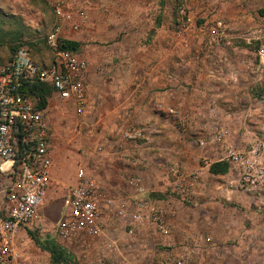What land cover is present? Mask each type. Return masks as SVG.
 Returning <instances> with one entry per match:
<instances>
[{
    "label": "rangeland",
    "instance_id": "1",
    "mask_svg": "<svg viewBox=\"0 0 264 264\" xmlns=\"http://www.w3.org/2000/svg\"><path fill=\"white\" fill-rule=\"evenodd\" d=\"M11 1L0 0V63L18 47L51 63V8ZM29 2L48 22L27 23ZM262 10L264 0H104L116 31L104 65L85 67L95 87L86 82L82 111L45 96L52 181L9 264H51L36 243L46 239L76 264H264ZM221 160L227 172L210 173ZM78 167L103 188L98 230L63 239L52 226ZM9 185L0 175V210Z\"/></svg>",
    "mask_w": 264,
    "mask_h": 264
},
{
    "label": "built area",
    "instance_id": "2",
    "mask_svg": "<svg viewBox=\"0 0 264 264\" xmlns=\"http://www.w3.org/2000/svg\"><path fill=\"white\" fill-rule=\"evenodd\" d=\"M42 1L51 8L56 21L47 36L54 60L38 64L25 47H18L0 63V175L10 180L0 210V264H9L14 258V233L38 217L52 181L46 124L42 109L32 101L28 89L34 83L47 84L59 97L71 100L78 113L86 101L83 61L76 51L59 48L57 44L59 38H64V25H84L83 0ZM102 194V185L78 167L76 181L65 197L66 210L52 226L57 235L70 239L80 232H96Z\"/></svg>",
    "mask_w": 264,
    "mask_h": 264
},
{
    "label": "crops",
    "instance_id": "3",
    "mask_svg": "<svg viewBox=\"0 0 264 264\" xmlns=\"http://www.w3.org/2000/svg\"><path fill=\"white\" fill-rule=\"evenodd\" d=\"M83 1L86 10V19L84 25L78 28H70L69 26L66 27L63 26V28H61L62 31L61 35L64 38L75 39L83 43V45L81 46L79 51H77V53L79 54L80 58L83 59L82 61L86 68L97 67L99 65L103 66L104 36L106 37L113 36L114 31H116V27L112 23L110 24L108 22L109 20L106 21L104 20V0H83ZM11 2L14 3L15 0H12ZM29 6L30 7L28 8V13L34 14V16L37 17V19L35 21L33 20L28 21L27 23H32L35 26L36 25L39 26L41 25L40 21L44 23L48 22L49 11L47 12L45 8L41 7L38 4H34V2H29ZM37 29L39 28L37 27ZM69 34L71 35V37L68 36ZM101 77H100V81L102 83L103 79ZM86 79H87L86 80L87 88L88 90H91L92 88L95 87L91 83L93 77L89 75L87 76Z\"/></svg>",
    "mask_w": 264,
    "mask_h": 264
},
{
    "label": "trees",
    "instance_id": "4",
    "mask_svg": "<svg viewBox=\"0 0 264 264\" xmlns=\"http://www.w3.org/2000/svg\"><path fill=\"white\" fill-rule=\"evenodd\" d=\"M57 44L59 48L70 49L76 52L79 51V49L83 45L82 42L70 38H59ZM14 50H16V48H14ZM51 91V86L42 83H34L33 86L28 89V92L40 97L41 101L39 104H37V107L40 109L45 106V96ZM228 167V162H226L225 160H221L210 163L208 170L212 174H225L228 170ZM28 233L32 238H34L32 232ZM36 243L42 249L49 252L51 264H76L73 254L64 247L57 244L52 239H46L45 242L43 241V243H39L36 240Z\"/></svg>",
    "mask_w": 264,
    "mask_h": 264
}]
</instances>
